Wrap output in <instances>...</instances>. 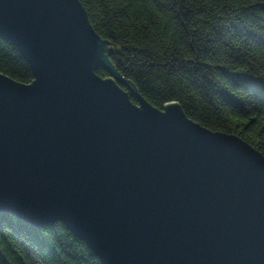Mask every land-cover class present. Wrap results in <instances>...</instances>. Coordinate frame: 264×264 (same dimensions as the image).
<instances>
[{
  "label": "water",
  "instance_id": "obj_1",
  "mask_svg": "<svg viewBox=\"0 0 264 264\" xmlns=\"http://www.w3.org/2000/svg\"><path fill=\"white\" fill-rule=\"evenodd\" d=\"M0 39L32 74H0V214L60 222L100 264H264L257 150L151 106L79 0H0Z\"/></svg>",
  "mask_w": 264,
  "mask_h": 264
},
{
  "label": "trees",
  "instance_id": "obj_2",
  "mask_svg": "<svg viewBox=\"0 0 264 264\" xmlns=\"http://www.w3.org/2000/svg\"><path fill=\"white\" fill-rule=\"evenodd\" d=\"M79 1L111 44L116 71L151 106L176 102L188 118L238 136L264 157V0ZM0 74L32 81L2 39ZM0 264L100 263L60 222L34 228L8 212L0 214Z\"/></svg>",
  "mask_w": 264,
  "mask_h": 264
}]
</instances>
